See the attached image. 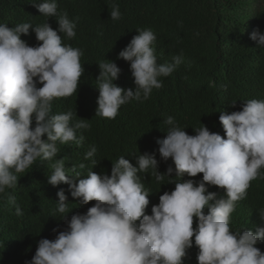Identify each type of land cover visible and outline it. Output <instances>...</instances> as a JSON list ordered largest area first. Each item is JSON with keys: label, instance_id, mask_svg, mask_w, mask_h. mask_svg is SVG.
<instances>
[{"label": "clouds", "instance_id": "obj_1", "mask_svg": "<svg viewBox=\"0 0 264 264\" xmlns=\"http://www.w3.org/2000/svg\"><path fill=\"white\" fill-rule=\"evenodd\" d=\"M32 6L45 17H56L57 28L53 30L47 22L11 28L0 23V195L14 189L18 174L37 160H54L48 183L53 187L67 184L79 206L95 203L85 213L65 219L69 202L63 189L57 191L51 217L58 215L66 227L54 228V239H40L25 264H183L193 245L198 249L197 264H264V252L256 247L264 242V209L259 211L255 231L231 226L237 202L246 198L251 182L264 179V100L250 99L244 101L242 110L221 112L224 137L204 125L189 135L168 116L163 121L168 126L166 136L156 140L160 161L171 159L174 165L164 173L158 171L160 161L155 154L145 153L135 159V166L121 156L112 163L110 175L90 170L84 176L80 171L84 163L66 168L65 158L56 157L58 143L81 145L85 138L77 137V130H88L91 125L86 119L73 123L76 113L71 110L52 114L53 101L77 93L84 73L83 50L62 43L58 34L75 38L76 21L67 12H58L56 0ZM110 18L121 19L118 4L113 3ZM30 29L37 46L21 39ZM136 31L117 57L129 62L135 87L117 86L114 81L120 68L113 61L100 62L96 116L115 119L122 105L149 99L154 89L163 87L160 78L172 75L183 62L181 54L171 63H158L155 33ZM249 38L264 49V32L254 29ZM230 106L235 107V102ZM95 153L92 146L84 155L93 167L98 164L91 159ZM149 170L160 186L167 184L163 183L166 176L175 186L164 191L151 214H146L150 193L139 174ZM197 174L202 179H191ZM185 175L189 179L183 180ZM207 186L223 189L224 195L208 191ZM10 202L16 215H23L14 197Z\"/></svg>", "mask_w": 264, "mask_h": 264}, {"label": "trees", "instance_id": "obj_2", "mask_svg": "<svg viewBox=\"0 0 264 264\" xmlns=\"http://www.w3.org/2000/svg\"><path fill=\"white\" fill-rule=\"evenodd\" d=\"M43 0H0V23L11 28L21 23L33 26L47 22L53 30L57 28L56 17L40 14L33 3ZM58 12H67L70 20L76 21V37L68 40L64 34L62 43L83 50L80 63L84 73L79 80L77 93L53 101L52 114L76 113L73 123L86 119L90 129L77 130V137L84 136L81 145L58 143L56 157L65 158V167L84 163L82 175L88 171L111 174V166L124 156L134 166L140 154H155L160 161L157 139L166 136L168 116L185 128L187 134L202 125L211 132L224 137L219 123L221 112L242 110L244 101L264 100V49L257 48L249 36L254 29L264 32V0H56ZM113 3L118 4L121 19L110 18ZM151 29L156 35L155 53L157 62L171 63L177 55L183 62L168 77L160 78L163 87L154 89L149 99L130 101L122 105L115 119L95 115L99 95L96 77L100 62L113 61L120 68L114 83L121 88H134L129 62L117 59L118 54L136 30ZM29 46H37L34 32L21 35ZM214 82V87L212 86ZM38 87L41 85H37ZM235 102V107L230 106ZM194 129V130H193ZM46 138V137H42ZM95 146L91 158L98 162L93 167L84 155ZM53 161L37 160L24 173L18 174V185L0 195V264H25L35 254L38 241L54 239L58 231L66 227L65 220L51 217L56 209L57 191L63 189L70 209L65 219L76 213H85L95 202L79 206L71 197L68 185L55 187L48 183L52 174ZM172 165L171 159L160 161L158 171L164 173ZM174 167V165H172ZM149 173H141V180L149 191L151 207L159 202L164 191L174 190L166 176L161 186ZM264 171V170H262ZM174 176V173L172 174ZM172 180L177 178L172 177ZM183 180L189 179L185 175ZM202 179V174L191 178ZM208 191L224 195L223 189L207 186ZM245 199L237 202L232 214L231 226L236 229H252L259 225V211L264 209V179L251 182ZM15 198L23 215H16L10 202ZM205 212L207 209L204 210ZM196 222L194 218L193 227ZM194 240V237H193ZM264 252V242L256 245ZM198 249L195 245L188 250L183 264H197Z\"/></svg>", "mask_w": 264, "mask_h": 264}]
</instances>
